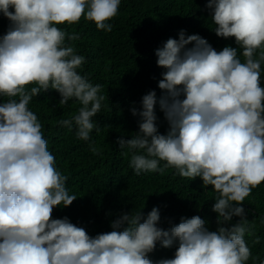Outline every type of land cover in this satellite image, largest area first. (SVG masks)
<instances>
[{"label":"clouds","instance_id":"obj_1","mask_svg":"<svg viewBox=\"0 0 264 264\" xmlns=\"http://www.w3.org/2000/svg\"><path fill=\"white\" fill-rule=\"evenodd\" d=\"M120 4L0 0V15L10 22L0 35V96L19 98L0 104V264H246L252 254L245 235L252 229L243 202L264 182V0H208L216 36L234 37L238 47L217 51L201 35L181 30L179 39L157 48V66L165 70L158 81L162 94L150 90L140 107L133 102L139 130L116 141L131 153L129 166L137 175L175 168L180 177L213 186L217 230L199 215L165 229L159 207L147 215L121 212L110 221L111 231L95 236L67 216L53 218L55 208L78 198L67 190L68 177L57 169L29 104L55 90L61 104L75 99L81 105L60 125H74L84 141L94 129L99 133L93 118L105 100L102 85L79 74L85 57L66 44L79 34L59 26L83 17L111 32ZM157 105L168 123L166 134L159 132ZM89 148L99 154L93 143ZM233 217L241 219L233 224ZM158 244L175 246L173 257L150 259Z\"/></svg>","mask_w":264,"mask_h":264},{"label":"trees","instance_id":"obj_2","mask_svg":"<svg viewBox=\"0 0 264 264\" xmlns=\"http://www.w3.org/2000/svg\"><path fill=\"white\" fill-rule=\"evenodd\" d=\"M207 3L208 0H121L118 14L110 21L111 32L98 30L93 21L83 17L76 24L59 26L79 34L78 40H66V44L74 45L77 54L85 57L78 72L94 85H102L101 95L105 100L93 118L100 131L97 133L94 129L90 141L78 139L74 125L70 130L59 124L60 120L78 112L81 105L77 100L61 104L60 94L50 89L33 97L29 104L42 124L57 169L68 177L67 190L78 198L67 208L63 205L55 208L53 218L67 216L95 236L111 231L110 221L121 212L143 210L147 215L153 207H159L161 226L165 229L178 224L181 217L199 215L206 220L209 230H217L218 214L211 210L217 195L213 186L204 187L199 177L195 180L180 177L175 168L137 175L129 166L131 153L116 143L118 137L131 139L139 130V117H134L130 110L133 102L140 107L142 97L150 90H155L158 97L162 94L158 81L165 70L157 66L155 50L165 41L179 39V32L186 30L189 35L206 38L217 51L225 46L238 47L234 37L216 36ZM9 23L0 15V35L6 33ZM238 55L243 61L242 49H238ZM261 79L264 87V64ZM9 99L19 98L0 96V104ZM156 114L159 132L166 134L168 123L159 105ZM89 143L100 150L99 154L90 150ZM163 165L161 161L160 167ZM243 203L252 229L251 234L245 235L252 254L246 264H261L264 261V182L253 188ZM240 219L233 217L231 223ZM257 237L259 243L255 242ZM174 252L175 246L162 248L158 244L149 256L155 262L172 258Z\"/></svg>","mask_w":264,"mask_h":264}]
</instances>
